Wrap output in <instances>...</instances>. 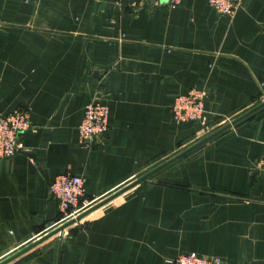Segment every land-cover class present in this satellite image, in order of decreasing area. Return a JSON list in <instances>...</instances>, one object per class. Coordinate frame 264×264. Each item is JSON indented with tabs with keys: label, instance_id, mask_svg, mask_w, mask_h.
Masks as SVG:
<instances>
[{
	"label": "crops",
	"instance_id": "1",
	"mask_svg": "<svg viewBox=\"0 0 264 264\" xmlns=\"http://www.w3.org/2000/svg\"><path fill=\"white\" fill-rule=\"evenodd\" d=\"M163 1V0H162ZM202 87V117L173 97ZM91 99L107 130L77 123ZM264 99V0H0V112L28 107L0 157V260L60 224L47 184L82 179L85 207ZM264 106L3 264H167L182 251L264 264Z\"/></svg>",
	"mask_w": 264,
	"mask_h": 264
},
{
	"label": "built area",
	"instance_id": "2",
	"mask_svg": "<svg viewBox=\"0 0 264 264\" xmlns=\"http://www.w3.org/2000/svg\"><path fill=\"white\" fill-rule=\"evenodd\" d=\"M157 4L165 1L172 5L180 0H139ZM208 5L220 13H231L242 0H205ZM202 87H190L185 92L175 95L169 104V113L174 122L197 121L203 113ZM32 127L29 108L14 107L0 112V157L11 155L23 147L19 134ZM107 130V106L98 99H91L82 108L77 123L78 143L83 148H90L96 138H100ZM264 164V154L261 156ZM264 176V175H263ZM49 194L56 200L63 218L75 215L86 205L83 196L82 179L77 174L62 172L55 174L48 182ZM62 232L57 233L61 235ZM167 264H221L217 255H206L194 251H182L173 257L165 258Z\"/></svg>",
	"mask_w": 264,
	"mask_h": 264
},
{
	"label": "water",
	"instance_id": "3",
	"mask_svg": "<svg viewBox=\"0 0 264 264\" xmlns=\"http://www.w3.org/2000/svg\"><path fill=\"white\" fill-rule=\"evenodd\" d=\"M262 106H264V99L261 100L260 102L256 103L252 107L248 108L247 110L243 111L242 113L236 115L235 117H233L229 121H226L225 123H223L219 127H217L215 129H213L212 131L206 133L205 135H203L202 137L198 138L197 140H195L194 142L190 143L189 145L185 146L184 148L180 149L179 151H177L176 153H174L173 155H171L170 157H168L167 159H165L161 163L157 164L156 166H154L151 169L145 171L141 175H139V176L135 177L134 179L130 180L129 182L125 183L124 185H122L118 189L114 190L113 192L109 193L108 195L104 196L103 198L99 199L98 201H95L94 203H92L91 205L85 207L81 211H78L75 215L67 218L66 220H64L60 224L56 225L54 228L49 230L47 233L41 235L37 239L27 243L26 245H24L21 248L17 249L16 251L11 253L10 255L4 257L3 259L0 260V264H3L5 262H7L8 260L13 258L14 256L18 255L22 251L26 250L27 248L31 247L35 243L39 242L44 237H46V236H48V235H50L52 233H60V232H62V230L68 224L80 219L81 217H83L84 215H86L87 213L92 211L93 209L97 208L98 206L102 205L103 203H105V202L109 201L110 199L114 198L115 196H117L118 194L122 193L126 189L130 188L132 185L136 184L137 182L146 179L151 173H153L158 168H160V167L164 166L165 164L173 161L174 159L182 156L183 154H185L186 152H188V151L192 150L193 148L199 146L200 144L206 142L210 138L214 137L215 135H217L221 131L225 130L226 128L230 127L231 125H233L237 121H239V120L243 119L244 117L248 116L249 114L253 113L254 111H256L257 109H259Z\"/></svg>",
	"mask_w": 264,
	"mask_h": 264
},
{
	"label": "rangeland",
	"instance_id": "4",
	"mask_svg": "<svg viewBox=\"0 0 264 264\" xmlns=\"http://www.w3.org/2000/svg\"><path fill=\"white\" fill-rule=\"evenodd\" d=\"M67 219V218H66Z\"/></svg>",
	"mask_w": 264,
	"mask_h": 264
}]
</instances>
